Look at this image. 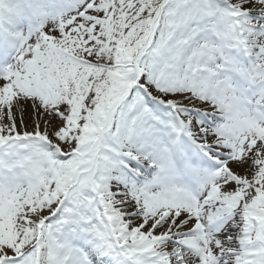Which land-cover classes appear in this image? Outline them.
I'll return each mask as SVG.
<instances>
[{
    "label": "snow or ice",
    "instance_id": "1",
    "mask_svg": "<svg viewBox=\"0 0 264 264\" xmlns=\"http://www.w3.org/2000/svg\"><path fill=\"white\" fill-rule=\"evenodd\" d=\"M0 264H264V0H0Z\"/></svg>",
    "mask_w": 264,
    "mask_h": 264
}]
</instances>
